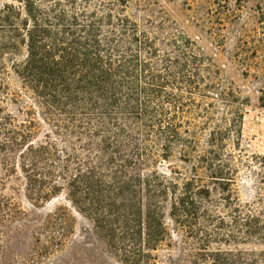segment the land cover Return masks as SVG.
Returning a JSON list of instances; mask_svg holds the SVG:
<instances>
[{
	"label": "rangeland",
	"instance_id": "rangeland-1",
	"mask_svg": "<svg viewBox=\"0 0 264 264\" xmlns=\"http://www.w3.org/2000/svg\"><path fill=\"white\" fill-rule=\"evenodd\" d=\"M95 2L84 4L85 9L96 11ZM125 2H116L113 14L130 18L159 52L157 59L146 53L142 58L163 64L167 56L182 61L186 58L182 51L189 52L188 74H196L193 80L200 89L193 95L197 106L191 105L185 117L190 123L181 132L189 128L198 134L194 136L197 147L188 151L191 157L216 153L223 160L216 162L232 173L233 180L214 184L203 176L210 197L197 198L195 204H176L173 210L171 194L151 201L147 187L159 178L181 185L192 176L193 162L182 159L186 145L168 147L164 136H117L124 155L137 150L138 140L145 146L140 155L154 152L156 160L129 167L143 189V203L128 208L142 207L160 215L144 216L140 222L141 252L136 242L122 237L125 228L121 238L112 242L108 231H98L92 218L78 211L69 191L71 176L99 166L106 157L102 137L68 136L41 115L36 95L15 71L26 54V47L19 44L28 20L25 3L0 0V11L5 12L1 18L18 27L7 25V31L0 32V43L16 44V49L0 45V115L7 119L0 121V264H264V0ZM39 5L46 6L45 2ZM186 38L195 43L190 49L183 45ZM193 51L199 60L191 63ZM212 85L218 86L215 91ZM223 87L240 98V117L235 103L226 106L216 95ZM211 132H218L220 139L214 145H210ZM161 154H168V160ZM30 174L39 180L34 185L38 195L28 191ZM193 211L196 214H187ZM150 225L163 232L151 248L144 245Z\"/></svg>",
	"mask_w": 264,
	"mask_h": 264
},
{
	"label": "trees",
	"instance_id": "trees-1",
	"mask_svg": "<svg viewBox=\"0 0 264 264\" xmlns=\"http://www.w3.org/2000/svg\"><path fill=\"white\" fill-rule=\"evenodd\" d=\"M20 1L25 3L28 16L19 36V44L26 47V54L16 64L15 71L36 95L42 108L41 115L53 121L55 127L68 136L102 137L106 157L99 166L78 170L69 178L71 201L79 212L92 218L98 231H108L114 243L121 238V230L125 228L122 237L136 242L141 252L144 233L140 222L144 216L153 218L160 213H148L142 207L129 210L131 203H143L140 199L143 189L134 180L129 167L132 163L156 160V156L154 152L140 155L138 151L145 146L139 140L132 155L122 154L117 136H164L168 147L179 143L186 145L184 151L188 154L185 153L182 159L193 162L192 176L184 178L181 185L174 180L159 178L147 187L146 197L151 201L160 197L166 199L171 194L173 210L176 204H195L197 198L210 197L211 191L203 176L209 177L214 184L233 180L232 173L216 162L223 161L216 153L190 156L188 151H194L198 145L194 137L197 132L187 128L183 133L193 137L182 138L181 129L190 123L185 118L191 113L190 106H197L193 95L200 89L193 80L196 74H188L189 52L182 51L186 57L182 61L167 56L163 64L142 58L141 54L146 53L157 59L159 52L145 32L138 33L137 25L130 18L113 14L112 7L116 2L126 5L125 0ZM39 2H45L46 6L39 5ZM91 2H95L96 11L85 9L84 4L90 5ZM77 5L82 9L76 10ZM102 8L109 11L100 14ZM5 10H10V6L5 5ZM0 13L5 14L3 10ZM0 19L7 23L0 25V32L7 31V25L18 28L16 23H9L1 16ZM115 24L117 27H113ZM9 43L1 42L0 45L2 49H16L12 40ZM138 43L139 48H135ZM173 44L181 48L177 43ZM194 44L190 38L183 42L187 49ZM190 59L191 63L193 59L199 60L194 51ZM210 87L215 91L218 86ZM216 95L226 106L235 103L239 117L242 115V102L233 91L223 87ZM2 118L7 120L0 115V121ZM2 131L3 134L10 133ZM13 132L18 131L14 129ZM217 134L211 132L214 138L210 145L220 140ZM20 135L26 136L24 133ZM160 156L165 160L169 158L168 154ZM26 178L28 191L38 195L34 190L35 183L39 182L36 174ZM3 211L7 213L4 206ZM188 213L196 214L195 211ZM145 234L144 245L151 248L162 239L163 232L159 226L150 225Z\"/></svg>",
	"mask_w": 264,
	"mask_h": 264
}]
</instances>
